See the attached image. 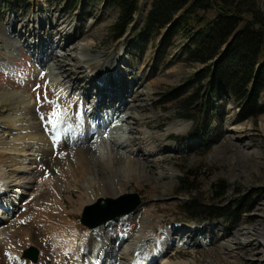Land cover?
Wrapping results in <instances>:
<instances>
[{
    "label": "rangeland",
    "instance_id": "374dc122",
    "mask_svg": "<svg viewBox=\"0 0 264 264\" xmlns=\"http://www.w3.org/2000/svg\"><path fill=\"white\" fill-rule=\"evenodd\" d=\"M30 1L23 5L0 0V125H3L0 131L7 124L6 120L1 119L3 111L9 113L11 103H17L15 96L11 95L16 92L27 93L31 103L26 109L25 125L22 126L24 129L28 128L35 133L41 128L40 125L56 119L53 113L59 112L62 106L60 102L68 105L70 100H60L61 92L50 87V70L54 68L56 72H60L56 77H62V84H65L63 86L69 87V96L75 95L73 99H76L75 110L68 116L67 124L73 134H70L68 140L60 142L56 151H65L70 141L82 136L85 144L82 143L83 140L81 144L86 147L81 145L80 149L88 150V147L94 145V130H88V123V127L81 126V112L94 107L103 109V115H107L105 110L108 109V112H113L106 101L107 97L104 98L106 92L103 87H98L108 78L115 82L113 77L104 78L101 73L117 64L124 68L121 77L124 81L117 83L123 97L122 100L120 98L113 102L120 105L116 108L119 107L120 111L133 117L137 125L128 116L135 125L133 132L121 134L118 142L126 144V136L131 133L129 137L133 142L130 140L129 147L124 146L123 151L115 149V168L111 164L103 167L93 149L90 153L84 152L95 161V171L101 172V180L96 172L93 175L84 174L88 176L86 185L92 180L91 190L95 193L89 192L82 183L77 187L58 189V192L51 189L50 181L53 178L56 180L60 174L59 168V171H64L68 166L71 170L78 167L76 170L81 169L83 173L86 172L87 163L80 160L76 164L72 162L65 165L61 160L58 165V157L44 161L40 151L45 147L39 143L41 148H38L35 156H30L32 169L15 178L26 194L17 210L9 215L10 220L6 224L2 223V217L6 216L2 211L3 203L7 202L12 207L11 203L18 196L14 192H10L8 198L0 196V233L14 234L13 239H10L12 250L17 252L14 254L22 256L30 246H35L40 250L39 259L36 263L27 259V264L87 262L89 251L86 247L79 246L73 252L61 249L58 243L56 245V232L52 235L48 230L45 235H39L34 229L44 231L46 226L41 225V221H37L38 224L31 221L28 216H33L42 203L43 206H48L50 196L59 194L64 214L59 212L61 217L58 222L54 221L59 225L64 219L70 222L65 227L55 225L56 222L54 225L64 230L63 236L70 235L71 228L76 227L78 239L82 241L89 230L81 223V214L86 205L102 197L139 192L143 203L136 212L102 226L103 240L109 249L103 264H113L115 253L122 245L121 238L133 237L134 240L141 231L153 239V245L148 243L149 251L156 249V241L160 239L171 244L169 257L172 263L264 264V199L254 198L255 201H251L254 206L245 209L242 221L233 224L235 226H225L224 230L217 231L214 235H190L186 242L187 220L181 208L190 197L207 203L233 205L238 195H248L254 189L264 188V113L241 120L236 101L227 97L226 103L225 99L218 98L220 108L213 107L205 111L208 118L205 137L201 136L194 142L193 139L199 133L194 132L202 123V120L197 122V119H201L202 115L194 110H191L193 119L180 115L179 101L194 93L193 89L185 93L183 85L202 66L193 65L184 55L186 38L178 36L167 45L163 43L161 35L147 34L143 22L153 0L143 1L136 17L138 24L118 41L113 40L111 28L118 18L119 10L114 6L107 7L106 0L97 3L80 0L78 8L73 12L67 10L68 0ZM258 4L264 12V0H258ZM79 44H86L87 48L81 51ZM123 61L125 64H121ZM178 86H182L181 97L165 106L161 105L172 98L170 92ZM97 94L102 95V101ZM94 96L100 103H93ZM263 101H260L261 106H264ZM89 105H92L91 109ZM11 108L14 112H23V107L19 104ZM111 117L104 118L103 121L108 122ZM9 127L12 128V124ZM22 127L19 130L21 133ZM117 151L120 154H116L119 153ZM124 151L137 175L130 174L126 178L128 166L124 167L123 172L118 171L117 157L120 158ZM129 151L132 152L130 155ZM184 175L190 182V192L180 186L179 179ZM97 179L104 183H101V189L100 184L96 183ZM221 180L225 181L229 189L224 196L216 198L213 185ZM202 238L208 240L201 241ZM141 244L142 242L139 246ZM112 248L115 249L113 254L110 253ZM130 250L129 256L134 251ZM10 261L6 243H0V264H10Z\"/></svg>",
    "mask_w": 264,
    "mask_h": 264
},
{
    "label": "trees",
    "instance_id": "16d2710c",
    "mask_svg": "<svg viewBox=\"0 0 264 264\" xmlns=\"http://www.w3.org/2000/svg\"><path fill=\"white\" fill-rule=\"evenodd\" d=\"M27 5L30 0H7ZM80 0H68L67 10L78 8ZM92 3L103 0H85ZM144 0H106V6L118 8L112 38H124L137 24ZM87 6V5H85ZM147 34L161 35L169 45L178 36L187 39L183 53L193 65L202 67L185 80V93L192 95L179 101L180 115L193 119L191 110L199 111L202 120L196 132L206 134L208 118L205 111L220 108L218 98L230 97L237 102L241 120L264 113V12L258 0H153L143 22ZM182 86L175 88L172 98L161 103L166 105L181 97ZM184 89V88H183ZM264 102V101H263ZM180 186L190 192L189 181L179 179ZM186 186V187H185ZM228 185L221 180L213 185L216 198L228 192ZM264 199V188L254 189L248 195H238L233 205L203 202L190 197L181 206L189 222L203 223L220 220L224 223H240L251 201ZM254 203V202H253Z\"/></svg>",
    "mask_w": 264,
    "mask_h": 264
},
{
    "label": "bare ground",
    "instance_id": "6f19581e",
    "mask_svg": "<svg viewBox=\"0 0 264 264\" xmlns=\"http://www.w3.org/2000/svg\"><path fill=\"white\" fill-rule=\"evenodd\" d=\"M85 48H87L86 44H79V49L81 51H84L83 49H85ZM85 59L87 60L86 55H85ZM123 63L125 64V61H123L121 64H123ZM115 66L116 67L109 66L108 69H104L103 72L101 73V75L104 78L113 77L115 79L116 83L121 84L124 81L121 79V77L123 75L122 71L124 68H122L123 67L122 65H121L122 67L118 66V64ZM50 71H51V77H50V80L48 79L50 82V84L48 83L50 85V87L52 86L53 89H56V91L61 92V94L59 95L60 100L61 99H62V101L68 100V99L70 100L68 105L67 104L63 105V103L60 102L62 104V106H60V110L58 112L59 116L55 119L57 122H54V120L52 119V120L48 121L47 123L40 125L41 128L38 129L35 133L32 130L29 131L28 128L24 129L23 127L25 125L24 122L26 119L25 116L27 115L26 109L31 104L29 101V98H28V94L25 92H16L14 94H11L12 96H15L14 98H16L17 103H15L13 105L11 103L10 107L8 106L9 107L8 108L9 113H7L6 110L3 111V115H2L1 119L6 120L7 124L0 131V133H2V135H0L1 136L0 137V196L3 198H4V196H5V198H8V196H9L8 194L10 192H14L18 196V199L13 201L14 203H11V204H13L12 207L8 206L7 202L3 203L4 210H2V211H4V214H6V216L2 217V223L3 224L4 223L6 224L10 220L9 215L13 211L17 210V207L20 205V202L22 201V199L24 198V195L26 194V192H24L21 189L22 188V185L20 186L21 183H19L17 180H15V178L20 173H23V174L28 173L32 169L31 168V159H32L31 157L36 155L35 152H38V148H41V147H39V143H42V146L45 147V149L42 148L43 150L40 151L41 155H42V160H44V161H48L53 157H58V159H57L58 165H60L61 160H62V163L65 165H68L72 162H74L76 164V162L80 161V160H83L82 162L87 163L86 166L88 168L85 167L86 172H83V173L80 171L81 169L76 170L78 167L71 170V168L68 166L66 168L67 170L65 169L66 171L65 170L59 171V169H60L59 168L58 172L60 174L58 176L60 178H58V176H57L56 180L53 178L54 180L52 179V181H50L51 182L50 183L51 189L54 188L55 190H57L56 192H58L61 188L77 187V186H79V184L82 183L83 186H85L84 188H86L89 192L95 193V191L91 190L92 180L90 181L89 185H86L85 182H86V180H88V179H86L87 174L93 175V173L96 172L95 169H97V166L95 165V161H92V159H90L88 157V155L84 152L90 153V152H92V149H93L94 153L97 152V154L99 156L98 159H100V162L102 163L103 167L111 164L115 168V165H114L115 164V162H114V160H115V153H114L115 149L118 148L119 150L122 149V151H123V148L129 147L130 140L133 142V139H131L129 137V135H132V133L128 134L126 136V139L128 138L126 144H121V142H118L121 134L130 133L129 131L133 132L134 126L137 125L133 117L128 115L126 112H123V110H121L119 112L113 111L112 113H110V112H108L109 109L105 110L107 115H103V109H101L100 107H94L93 109H91L92 105H89L91 110L88 109V111H86V112H81L80 124H81V126L83 125V126H87V127H88V125H90V128H88V130H91V129L93 130L92 127H94L95 129L98 130V133L94 132L93 136H92V139L94 140V145H93L94 148L92 146L91 147L87 146L88 150H85V151H84V149L81 150L80 149L81 145L86 147L84 145L85 143H84L83 136H82V137H77L78 139L74 138L75 139L74 141L73 140L70 141L68 146L66 145L67 149L65 151H60V150L56 151L58 149L60 142H62L63 140L65 141V139H67L70 136V134L72 133L69 129L70 127L67 126V124H68V116L75 110L74 103H75L76 99H73V97L75 95L74 96L71 95V97L69 96L70 95L69 94V87L63 86L64 83L62 84V82H63L62 77H56L58 74H60V72H56L54 70V68H52ZM62 71H63V69H62ZM61 75H63V74H61ZM97 80L103 81L104 79H97ZM66 85H69V84H66ZM100 86L101 85H99V87ZM72 91L73 90H70V92H72ZM112 92H116V93L118 92V97H115L114 99L111 98L112 101H115V100L119 101L121 98V95H120L121 93L119 90V84H117L112 89ZM6 95L7 94H4V96H6ZM97 96H98V98H101V101H102V95L97 94ZM109 97H111L110 94H109ZM96 102H97V99L95 97V101L93 103H96ZM97 103H100V101H98ZM16 104L17 105L19 104L23 107V112L22 111L21 112L20 111L14 112L13 108H11V107H13ZM5 109H6V107H5ZM29 114L31 115L30 112H29ZM128 116H130L131 119L133 118L132 120L135 122V125L132 122H130V119ZM107 117H111L110 118L111 121H108V120H107L108 122L103 121V119L107 118ZM87 123H88V125H87ZM9 124H12V128L9 127ZM2 126L3 125L1 124L0 127H2ZM21 127L23 128L22 133L19 132ZM81 141L84 144H81ZM111 145H112V147H111ZM56 146H57V148H55ZM94 149L96 151H94ZM117 152H119V153H116V154H120V151H117ZM126 153L124 151V154L122 153L123 155H121L120 158L117 157V164H118V171H121V172H123V169L125 166L129 167L128 175L126 176V178H127L130 174L137 175V171L133 170V168L131 167L130 161H129L128 157L126 156ZM131 153H132L131 151L128 152L129 155ZM85 173H87V174L84 175ZM96 173L98 174L97 177H99V179L101 180V178H100L101 172L98 170V172H96ZM68 174L72 175L73 177L68 176ZM99 179H97L98 181L96 183L100 184L99 189H101V183H103V182H100ZM24 185L25 184H23V187H24ZM15 186H17V187H16V189L13 190L12 188ZM45 187L48 188L46 185H45ZM88 191H87V193H88ZM101 193H103V192H101ZM56 195L58 197L57 196H50L51 198L49 200H51V202H50V204H48V206L47 205L43 206L42 205L43 203H42L41 204L42 207H41V205H39L38 206L39 208L37 209V211L35 212V214L33 216H30V215L28 216V218L31 221H33L35 223H37V221H41V225L46 226L44 231H39V228H35L34 230L36 232H38L39 235H43V234L45 235L48 230H49V232H52V235H53V232L55 231L56 233H54V238L58 241V242H56V245L58 243L59 247L65 251H67V252H73V251L77 250L79 246L80 247H82V246L86 247L89 251V254H88L89 256H88V258H86L87 262L80 261V264H103V261L105 259V254L109 249L107 248L106 243L103 240L105 238H103V235H104L103 228L104 227H102V226L110 224V223H112V221L105 224V225L99 226L98 228L89 229L92 231L89 232V230H88L86 235L82 238V241H79V239H78V229L76 227L71 228V231H69L70 235H64L63 236L64 230L60 229L58 227H55V225H59L57 223L59 218L61 217V215H59V212L61 214H64L62 209H61L62 205L60 206V201H59L60 195L59 194H56ZM86 195H88V194H86ZM93 195L94 194H92V196ZM58 215H59V217L56 218ZM149 217H151V216H149ZM36 219H38V220H36ZM54 220H57V222ZM55 222L57 224H55ZM68 222H70V221L67 219H64L63 223H61L63 225L60 226L61 225L60 224L59 227L68 226V224H69ZM37 224H35V226ZM71 225L72 224H70V226ZM100 227H102V228H100ZM66 228H68V227H66ZM194 229H192V230H194ZM9 233H7V232L6 233H0V243H3V242L6 243L8 250H9V258L11 261H18V262H22V263L27 264L25 260L21 259V256L19 254H14L17 252L13 251L12 250L13 247L10 246L11 245L10 241L13 239L12 237L14 236V234L13 233L9 234ZM26 239L30 240L31 238L26 237ZM152 240L153 239H151V237L149 238V235H146L145 232H143V231H141L134 238V240H133V237H130L128 239H126L125 237L121 238L120 244H122V245H120L118 252L115 253L114 248H112L110 250L111 254L115 253L114 262L112 261L113 264H125L126 261H127V264H191L190 262H187V261L172 263L171 259L169 257V255H170L169 246L171 247V244H169L168 242H165L166 241L165 239L157 240L156 241V249L157 250L151 249L149 251L147 248V247H149L148 243L150 244V246L153 245ZM140 242H142V244L139 246ZM130 249L134 250L133 254L131 256H129V252L131 251ZM63 255H65V254H63ZM11 261H10V264H12Z\"/></svg>",
    "mask_w": 264,
    "mask_h": 264
},
{
    "label": "water",
    "instance_id": "95a60500",
    "mask_svg": "<svg viewBox=\"0 0 264 264\" xmlns=\"http://www.w3.org/2000/svg\"><path fill=\"white\" fill-rule=\"evenodd\" d=\"M142 203V196L139 192H126L115 197H102L84 207L81 223L89 229L98 228L119 217L136 212ZM39 255L40 250L35 246H30L22 257L36 263Z\"/></svg>",
    "mask_w": 264,
    "mask_h": 264
},
{
    "label": "snow or ice",
    "instance_id": "6c2138e0",
    "mask_svg": "<svg viewBox=\"0 0 264 264\" xmlns=\"http://www.w3.org/2000/svg\"><path fill=\"white\" fill-rule=\"evenodd\" d=\"M58 116H59V113H56V112L53 113L54 118H57ZM54 122H57V121L54 119Z\"/></svg>",
    "mask_w": 264,
    "mask_h": 264
}]
</instances>
